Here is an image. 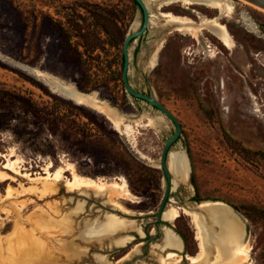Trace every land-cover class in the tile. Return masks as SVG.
<instances>
[{"label": "rangeland", "instance_id": "1", "mask_svg": "<svg viewBox=\"0 0 264 264\" xmlns=\"http://www.w3.org/2000/svg\"><path fill=\"white\" fill-rule=\"evenodd\" d=\"M145 1L150 25L131 43L129 79L182 125L169 164L180 155L190 171L181 179L179 167L171 169L167 205L182 212L156 232L152 213L166 188L160 156L175 126L122 81V44L141 25L140 7L133 0H0V264H264V12L242 0H230L232 11ZM168 11L195 23L218 18L233 47L210 28L180 30L162 14ZM35 70L65 91L95 94L122 116L121 127L54 91ZM73 168L126 183L129 193L72 184ZM195 199L231 206L242 241L223 237L226 250L215 238L221 225L205 220L204 251L195 259L200 233L184 208ZM108 222L122 227L107 231ZM168 230L181 249L167 242Z\"/></svg>", "mask_w": 264, "mask_h": 264}, {"label": "bare ground", "instance_id": "2", "mask_svg": "<svg viewBox=\"0 0 264 264\" xmlns=\"http://www.w3.org/2000/svg\"><path fill=\"white\" fill-rule=\"evenodd\" d=\"M242 1L249 4L250 6H252L254 8H257V9L261 10L262 12H264V9H262L256 5H253L252 3H250L246 0H242ZM174 2H181L185 6H191V5L199 4V5H206L208 7L216 8V9L227 8L230 11H232L234 8V5H233L232 1H230V0H167L168 4L174 3ZM162 14L167 18L168 21L177 24L178 28L180 30H188V31L192 32L194 35H198V34H200V32L204 28H210V30H212L220 38V40L223 42V44L226 45L228 48H232L234 45L233 38H232V35H231L228 27L225 24L221 23L218 20V18L205 17L201 20L200 23H195L194 20L192 18H190L189 16L174 14L171 11L162 12ZM246 24L248 25L249 28L256 31L255 26L247 18H246ZM34 73L37 76L41 77L48 86H50L51 88L54 89V91L58 90L63 96H66V97L72 99L73 101H75L78 104L91 105L94 108H97L99 111L104 113L117 128L121 127V125L123 123L122 116H120L118 114V112L114 108L110 107L106 102H101V104H99L98 103L99 101H98L95 94H85V93H81V92H78V91L73 90V89L68 90L69 92L65 91L59 87L60 84L56 80H54L53 77L51 78L48 75L39 74L36 70L34 71ZM16 163H17L16 161H13V163H11V165L14 166ZM188 165H187L186 159L183 156H180V155L177 156L176 155V156H172V160L169 164V167H170V170L173 169L174 167H179L181 179H187V176H188L189 171H190L188 168ZM69 168H72V167H69ZM64 170L65 169L62 168V169H59L58 172L62 173V171H64ZM73 174H74V177H73V180L71 181L72 184H76L79 186L85 185V186H90V187H98L99 189H102V190H104V189H109V190L110 189H116V190L121 189L122 191L129 193L127 184L123 183L121 181H115V182H106V181H101V180L96 181V180L86 178V177L80 175L75 170V168H73ZM176 179L177 178H175V180ZM45 184L49 185V186L51 185L50 183H47V182H45ZM117 195H118V193H117ZM203 204L204 205L220 206V207H223L229 211L228 214L223 216V218H221V219H219L217 217L216 221L214 219L212 221L207 220L208 223L212 222L213 224L217 223V224L221 225V228L223 230L222 234L216 235L215 238L219 242L222 243L220 245H223V248H227L224 246V243L222 241L223 237H228L234 241H237V240L242 241V236H243L242 227L239 226L240 223L236 224L235 222H233V221H236L237 218H235V216L233 215L232 209L229 207L228 204L221 202V201H209V200L203 201ZM180 212H182L181 208L173 207V208L167 209V207H166L164 214H163V219L165 221H173L180 215ZM185 212L188 213L192 217L193 223L196 224V226L199 230V233H200L202 250L199 253V255L197 257H195V259H197V258H200L202 256L203 251H204V247H205L204 241H203L204 239H203L202 229L204 226L203 224L205 223L204 221L206 219L203 216H201L195 212H191V211L187 210L186 208H185ZM121 227H122V225L119 224L118 222L115 224L108 222L105 224L104 229L107 231H112L111 230L112 228H115L117 230ZM166 240L170 245H172L178 249L182 248V240L179 238V236L177 234H175L174 232H172L170 230L167 231ZM226 250H228V248ZM224 259H225V257H224ZM227 264H237V263L235 262L234 258H231L230 261L227 262Z\"/></svg>", "mask_w": 264, "mask_h": 264}, {"label": "water", "instance_id": "3", "mask_svg": "<svg viewBox=\"0 0 264 264\" xmlns=\"http://www.w3.org/2000/svg\"><path fill=\"white\" fill-rule=\"evenodd\" d=\"M135 1L138 3L140 7L141 14H142V21H141L140 27L128 33L123 41V44H122V54H123L122 81H123L124 87L128 94L156 108L166 117H168L175 126L174 132L165 140L162 151H161V156H160V167L164 173L165 180H166L165 192L161 199L158 210L155 213H152L153 216L156 217V220L153 222L155 230L158 234H161L160 224L163 222H167L163 219V214L168 205V202L171 200V197L173 194V188H174L173 187V174L169 167V157L171 153V148L179 140L182 134V125L180 121L178 120V118L174 115V113L170 111L162 102H160L156 98V96H154L152 93H146V92L137 90L136 88H134V86L130 82L129 72H130L131 43L146 33L150 25V20H151V14L146 4V1L145 0H135ZM246 1L264 9V0H246ZM229 207L232 209V211H234L231 206ZM186 209L203 216L206 219V221L207 220L212 221L213 219L216 221L217 217L221 219L223 218V216H225L229 212L227 209L223 207L216 206V205H204L203 202L196 203L193 207H187ZM167 223H170V222H167ZM149 234L151 233L149 232ZM152 238L154 237H148L147 241L150 242ZM185 257H186V254H185Z\"/></svg>", "mask_w": 264, "mask_h": 264}, {"label": "trees", "instance_id": "4", "mask_svg": "<svg viewBox=\"0 0 264 264\" xmlns=\"http://www.w3.org/2000/svg\"><path fill=\"white\" fill-rule=\"evenodd\" d=\"M134 1V3L136 4V5H138V3L135 1V0H133ZM139 6V5H138ZM96 42V41H95ZM89 46H91L92 48H95V47H98V45L95 43L94 44V42L93 43H90V45ZM180 139V138H179ZM233 138L232 137H229L227 140H228V143L230 144V145H232L233 144V140H232ZM262 155L264 154V153H261ZM195 200H197V201H201V199H195ZM234 208L235 209H238V207L237 206H234ZM245 208H248L249 210L251 209V210H254V208H255V206H245Z\"/></svg>", "mask_w": 264, "mask_h": 264}]
</instances>
